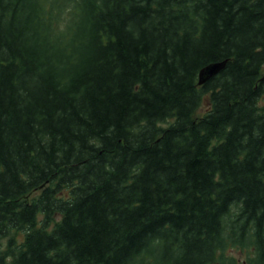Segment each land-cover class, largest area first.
<instances>
[{
  "label": "trees",
  "instance_id": "trees-1",
  "mask_svg": "<svg viewBox=\"0 0 264 264\" xmlns=\"http://www.w3.org/2000/svg\"><path fill=\"white\" fill-rule=\"evenodd\" d=\"M232 250L264 264V0H0V264Z\"/></svg>",
  "mask_w": 264,
  "mask_h": 264
},
{
  "label": "water",
  "instance_id": "water-1",
  "mask_svg": "<svg viewBox=\"0 0 264 264\" xmlns=\"http://www.w3.org/2000/svg\"><path fill=\"white\" fill-rule=\"evenodd\" d=\"M226 65V61L212 63L202 68L198 74V84L203 85L214 76H216L219 72H221Z\"/></svg>",
  "mask_w": 264,
  "mask_h": 264
},
{
  "label": "rangeland",
  "instance_id": "rangeland-1",
  "mask_svg": "<svg viewBox=\"0 0 264 264\" xmlns=\"http://www.w3.org/2000/svg\"><path fill=\"white\" fill-rule=\"evenodd\" d=\"M203 111H204V109L202 107L200 109V112H203ZM226 258L227 259L233 258L235 264H245L246 263L245 253L239 252L237 250H232V251L228 252L226 254Z\"/></svg>",
  "mask_w": 264,
  "mask_h": 264
}]
</instances>
